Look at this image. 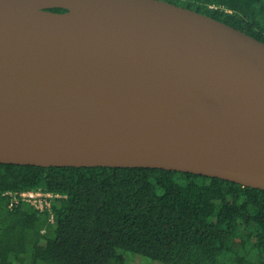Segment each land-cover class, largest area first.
<instances>
[{
    "label": "water",
    "instance_id": "obj_1",
    "mask_svg": "<svg viewBox=\"0 0 264 264\" xmlns=\"http://www.w3.org/2000/svg\"><path fill=\"white\" fill-rule=\"evenodd\" d=\"M0 163L264 190V42L166 0H0Z\"/></svg>",
    "mask_w": 264,
    "mask_h": 264
},
{
    "label": "trees",
    "instance_id": "obj_2",
    "mask_svg": "<svg viewBox=\"0 0 264 264\" xmlns=\"http://www.w3.org/2000/svg\"><path fill=\"white\" fill-rule=\"evenodd\" d=\"M166 1L264 42V0ZM39 188L67 195L53 223L3 196ZM0 264H264V190L165 169L0 163Z\"/></svg>",
    "mask_w": 264,
    "mask_h": 264
},
{
    "label": "built area",
    "instance_id": "obj_3",
    "mask_svg": "<svg viewBox=\"0 0 264 264\" xmlns=\"http://www.w3.org/2000/svg\"><path fill=\"white\" fill-rule=\"evenodd\" d=\"M3 196L7 198L8 207L11 211L22 205H29L30 207L36 209L39 213L49 211L51 213L50 221L52 223L55 220L53 213L54 200L67 197V195L42 188L23 191L7 190L4 192Z\"/></svg>",
    "mask_w": 264,
    "mask_h": 264
}]
</instances>
